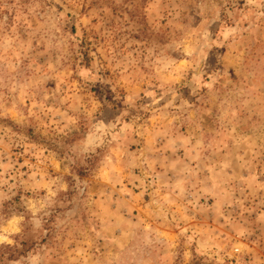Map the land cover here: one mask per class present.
I'll use <instances>...</instances> for the list:
<instances>
[{
    "label": "rangeland",
    "instance_id": "rangeland-1",
    "mask_svg": "<svg viewBox=\"0 0 264 264\" xmlns=\"http://www.w3.org/2000/svg\"><path fill=\"white\" fill-rule=\"evenodd\" d=\"M0 264H264V0H0Z\"/></svg>",
    "mask_w": 264,
    "mask_h": 264
},
{
    "label": "trees",
    "instance_id": "trees-1",
    "mask_svg": "<svg viewBox=\"0 0 264 264\" xmlns=\"http://www.w3.org/2000/svg\"><path fill=\"white\" fill-rule=\"evenodd\" d=\"M33 244H34V242L33 241H27V242H22V246H23V249H24V251H29V250H31L32 248H33ZM4 249H6V250H11V248H9V247H5ZM15 250V249H14ZM18 251V255H14L13 253L12 254H10V256H9V260H11V261H13V260H15L19 255H21V251H19V250H17Z\"/></svg>",
    "mask_w": 264,
    "mask_h": 264
}]
</instances>
